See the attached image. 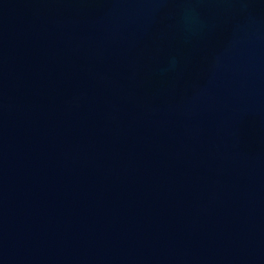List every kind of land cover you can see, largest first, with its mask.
I'll list each match as a JSON object with an SVG mask.
<instances>
[{
	"label": "water",
	"instance_id": "obj_1",
	"mask_svg": "<svg viewBox=\"0 0 264 264\" xmlns=\"http://www.w3.org/2000/svg\"><path fill=\"white\" fill-rule=\"evenodd\" d=\"M0 264H264V0H0Z\"/></svg>",
	"mask_w": 264,
	"mask_h": 264
}]
</instances>
